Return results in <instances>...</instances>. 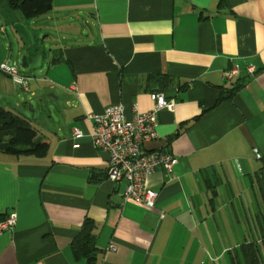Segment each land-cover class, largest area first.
I'll use <instances>...</instances> for the list:
<instances>
[{
  "label": "crops",
  "instance_id": "crops-1",
  "mask_svg": "<svg viewBox=\"0 0 264 264\" xmlns=\"http://www.w3.org/2000/svg\"><path fill=\"white\" fill-rule=\"evenodd\" d=\"M42 16L62 35L49 69L57 83L31 78L29 91L56 86L64 105L47 135L34 128L49 143L44 156L0 151V221L17 216L0 231V264H88L72 251L86 219L96 224L94 264H246L249 243L264 264V0H53ZM20 86L0 72V106L20 105ZM153 93L174 107L159 112L144 147L178 162L149 175L159 196L148 208L107 178L109 154L93 145L87 115L122 104L130 118L135 105L153 109Z\"/></svg>",
  "mask_w": 264,
  "mask_h": 264
},
{
  "label": "built area",
  "instance_id": "built-area-1",
  "mask_svg": "<svg viewBox=\"0 0 264 264\" xmlns=\"http://www.w3.org/2000/svg\"><path fill=\"white\" fill-rule=\"evenodd\" d=\"M247 72L253 75L257 72L254 64H247ZM0 72L10 75L14 81L29 91L31 77L19 73L16 65L6 61L0 64ZM240 72L235 65L223 71L227 80L234 79ZM155 105L152 110L142 112L134 106L132 117L125 115L122 104H113L100 113H88L87 118L92 122L93 145L109 154L107 178L115 183L125 181L122 194L124 201H134L148 208H154L159 196L158 191L148 188L147 179L157 168H163L167 173L173 171L177 157L170 151L145 149V142L157 136L156 126L159 112L164 108L172 109L174 103L168 101L163 93H153ZM74 138H81L83 131L73 130ZM260 157L258 149H254ZM165 213L161 214L164 217ZM16 213L0 221V231L12 230L16 224ZM115 250V246H111Z\"/></svg>",
  "mask_w": 264,
  "mask_h": 264
},
{
  "label": "rangeland",
  "instance_id": "rangeland-1",
  "mask_svg": "<svg viewBox=\"0 0 264 264\" xmlns=\"http://www.w3.org/2000/svg\"><path fill=\"white\" fill-rule=\"evenodd\" d=\"M45 17L40 15L27 19L19 9L12 8L8 0H0V57L5 56L12 63H18L19 73L23 76L33 79L47 78L52 83H57L56 75L49 69L53 67L51 60L58 56L56 51L62 35L51 27L53 23ZM14 23L18 28L21 27L20 33L15 31ZM25 57L30 63L28 67L22 66V59ZM59 80L58 77V82ZM17 89L21 94L18 99L20 105H16V101L11 99L8 106L12 111L23 113L40 134L47 135L56 124V116L64 105L61 98L53 97L60 96L58 87L51 89L48 85L41 86L35 89L34 95L30 91ZM255 184L256 189L260 191L261 185L257 178ZM259 199V204L264 209V199L261 195Z\"/></svg>",
  "mask_w": 264,
  "mask_h": 264
},
{
  "label": "trees",
  "instance_id": "trees-1",
  "mask_svg": "<svg viewBox=\"0 0 264 264\" xmlns=\"http://www.w3.org/2000/svg\"><path fill=\"white\" fill-rule=\"evenodd\" d=\"M8 2L12 8L19 9L27 19L43 15L51 11L53 7V0H8ZM227 96H221L219 100L221 101ZM48 149V141L38 135V132L23 115L0 106V151L14 155L27 154L42 157L48 152ZM261 170L264 172V159ZM262 188L264 190V183ZM95 227L94 221L86 219L72 240L74 255L86 258L88 264L95 263L99 252ZM239 252L246 264H262L261 248L256 243L242 245ZM234 264L237 263L234 262Z\"/></svg>",
  "mask_w": 264,
  "mask_h": 264
},
{
  "label": "water",
  "instance_id": "water-1",
  "mask_svg": "<svg viewBox=\"0 0 264 264\" xmlns=\"http://www.w3.org/2000/svg\"><path fill=\"white\" fill-rule=\"evenodd\" d=\"M25 61H26V59L23 58V59H22V66H23V67H26V66L28 65V64L25 63Z\"/></svg>",
  "mask_w": 264,
  "mask_h": 264
}]
</instances>
